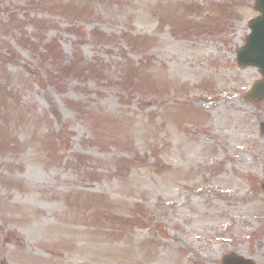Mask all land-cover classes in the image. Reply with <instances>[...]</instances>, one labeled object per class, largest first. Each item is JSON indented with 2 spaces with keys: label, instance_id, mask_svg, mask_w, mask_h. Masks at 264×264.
Wrapping results in <instances>:
<instances>
[{
  "label": "rangeland",
  "instance_id": "rangeland-1",
  "mask_svg": "<svg viewBox=\"0 0 264 264\" xmlns=\"http://www.w3.org/2000/svg\"><path fill=\"white\" fill-rule=\"evenodd\" d=\"M253 2L0 0V264H264Z\"/></svg>",
  "mask_w": 264,
  "mask_h": 264
},
{
  "label": "water",
  "instance_id": "water-1",
  "mask_svg": "<svg viewBox=\"0 0 264 264\" xmlns=\"http://www.w3.org/2000/svg\"><path fill=\"white\" fill-rule=\"evenodd\" d=\"M255 10L259 17L249 23L250 34L246 44L237 52L236 63L240 67H255L262 79L256 81L243 97L244 102L264 100V0H255ZM264 192V184L262 185ZM222 264H253L249 260L231 254L222 259Z\"/></svg>",
  "mask_w": 264,
  "mask_h": 264
},
{
  "label": "trees",
  "instance_id": "trees-1",
  "mask_svg": "<svg viewBox=\"0 0 264 264\" xmlns=\"http://www.w3.org/2000/svg\"><path fill=\"white\" fill-rule=\"evenodd\" d=\"M67 9L73 8L72 5H69L66 7ZM46 59L43 60V62L48 61L50 62V68L53 72V74H57V78H66L69 77L70 74H77L78 76L81 74V70L78 69V66L75 64V62H72L70 64H65L60 57V54L58 52V49L50 45L46 50ZM91 74L93 73L88 70Z\"/></svg>",
  "mask_w": 264,
  "mask_h": 264
}]
</instances>
